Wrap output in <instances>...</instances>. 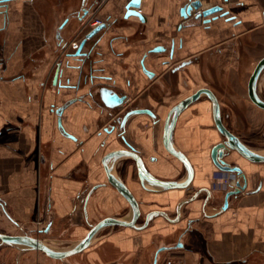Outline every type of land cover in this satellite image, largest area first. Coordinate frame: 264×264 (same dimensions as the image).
<instances>
[{"label":"crops","instance_id":"crops-1","mask_svg":"<svg viewBox=\"0 0 264 264\" xmlns=\"http://www.w3.org/2000/svg\"><path fill=\"white\" fill-rule=\"evenodd\" d=\"M129 1L0 0V199L5 203V210L0 206L1 222L24 226L34 221V217H75L81 191L102 179L101 166H93L95 158L92 156L101 137L87 141L85 130L90 121L98 118L99 109L91 110L85 103H76L64 110L63 124L84 139L78 146L62 133L55 112L58 104L78 92L70 91L66 85L57 91L52 87V91L47 85L49 77L46 76L52 63H56L55 53L60 42L73 32L72 20H68L70 14L85 8L96 9L98 15L110 23L103 36L93 43L95 59L89 75L91 78L93 75L113 76L121 79L125 86L141 87L147 83L134 64L143 54V46L148 49L160 44L171 45L181 38L186 48L180 50V56H200L203 51V54L214 51L213 56L218 59L233 56L230 52L241 46L253 64L264 57V0H231L229 3L200 0L203 8L218 5L231 9L233 18L226 20L228 15L224 16L213 23L211 30H206L208 25L180 29L184 20L181 9L191 0H141L136 10L141 9L143 21L137 16L125 18ZM210 45L213 46L208 48ZM84 51H88L87 46ZM68 59L64 71L67 75L73 69V59ZM210 59L206 57L205 61ZM88 69L84 63L82 84L86 82L84 76ZM125 77L132 80L136 77V80L129 84L123 80ZM85 89L82 87L79 93L86 92ZM258 90L264 95V71ZM55 92L64 96L63 101L55 99ZM250 104L260 112L259 118L255 122L245 112L241 119L250 124L255 122L254 128L258 130L264 124V110L251 101ZM234 116L237 125L236 112ZM133 133L135 143L143 150L147 138ZM159 153L161 159L165 158L163 152ZM101 156L100 160L104 157ZM257 164L246 166L245 170L250 176L251 188L256 186L259 172L262 181L259 192L240 199L235 211L206 221L204 226L208 231L197 234L201 246L196 248L197 238L188 235L193 246L173 254L181 260L187 259V264H264V162ZM160 174L174 176L175 173L164 168ZM136 195L141 199L149 198V193L141 190H137ZM115 197L118 196L112 189L99 188L87 204L88 217L96 214V206L105 210L101 217H115L119 207L125 205V201L113 202ZM96 200L99 201L95 203ZM186 222L183 220L180 225L185 226ZM162 227L167 228L166 237L172 226L160 217L145 230L119 227L105 235L97 233L89 247L76 254L77 262L67 264H153L157 251L153 238ZM85 235H77L75 245ZM170 239L175 240L174 244L179 237L174 234ZM56 260L40 251L34 257L27 255L20 264H60ZM158 264L165 263L159 260Z\"/></svg>","mask_w":264,"mask_h":264},{"label":"flooded vegetation","instance_id":"flooded-vegetation-1","mask_svg":"<svg viewBox=\"0 0 264 264\" xmlns=\"http://www.w3.org/2000/svg\"><path fill=\"white\" fill-rule=\"evenodd\" d=\"M224 12L227 13L222 14ZM222 13H220L221 16L218 17L216 21L223 19L226 15H228L226 20L233 18L231 9L228 7H226ZM68 20H72L73 35H70L68 38H63L60 42L58 49L60 53L58 54V60L55 63L54 71L50 78V84L56 91L57 88L62 90L65 88V85L70 91H77L78 93L74 94L72 97L77 99L73 104L85 103L91 110L99 109L98 118L90 121V124L85 127L86 133L88 134L87 141H93L101 137V142L98 144L92 156L96 161L100 151H104L101 157L112 151L120 152L113 167V173L138 201L140 213L138 215L137 224H143L149 213L157 212L151 216L152 219H150L148 226L144 229H140V231L150 227L153 220L156 217H160L164 219L165 223L172 226L167 233L168 239L170 240L167 246L173 247L175 244L177 245L179 241L183 243L182 248L178 247L161 251L162 253H166V255L160 258V262L171 264L172 261H168V258H178L173 254L176 250L184 249L187 251V249L190 248V246H187L184 242V236L186 234L194 230L200 231L201 228L207 232L208 229L204 226L206 221H210L215 217H221L229 211H232L237 201L244 196L256 194L261 189L262 181L259 172L255 171L258 172V182L256 186L251 188L250 176L245 170L246 166H256L259 162L249 161L234 151L224 149V154L220 160H223L225 164L230 166L240 167L244 173V178L236 171L222 170L215 162L213 157L214 147L218 143H225L227 141L222 127L233 136L237 137L244 145L251 149L255 148L253 145L251 146L248 144V136L242 134L236 127L234 122V107L227 110L225 104L211 86L207 88L213 92L218 100L220 123L216 121L213 114V100L207 95H202L194 100L180 112L175 120H173L172 111L174 108L197 90L206 87H199L183 95V91H187L188 88L190 73L194 75V72L188 70V67L197 63L199 70L196 76L203 77V64L206 57L214 58V51L206 54H203V51L202 54L198 56L197 60H194V64L179 67L184 61L195 57L194 55L188 57L185 55L180 56V50L186 48L184 38H181V41L178 43L174 40L171 45L160 44L164 46L165 49L163 51H158V54H154L155 51H149L151 48L145 49L143 46V54L136 59L134 64L139 74L142 75L147 83L141 87L125 86L121 79H116L113 76L103 77L93 75L91 78L89 75L90 67H92V62L95 59L92 47L93 43L103 36L106 29L110 26V23L98 15V10H90L88 8L81 10L79 13L70 14ZM183 23L184 20L180 25L182 26ZM103 24L105 26L92 38L87 39L85 45L80 48L82 41L86 39L87 35L96 27ZM213 26V23L209 24L206 26V30H211ZM182 28H184V26L180 29ZM77 32H80L79 36H75ZM59 35H61L60 32ZM74 39L79 40L77 49H60L62 43L68 44ZM86 46L88 47V51L85 52L84 49ZM212 46L213 45H210L208 48ZM140 49H142V47H140ZM78 50H80L79 54H77ZM68 58L73 59V69L71 74L67 75L64 71L68 65ZM84 63L89 69L84 76L86 82L82 84L81 77L84 75L82 72V65ZM122 66L127 67L126 64ZM208 72L213 76L217 70L209 68ZM56 73H58V77L54 82ZM123 80L131 84L133 80H136V77H133V80L132 77H125ZM82 87L86 88V92L79 93ZM106 89L111 90V92L116 93L122 98L118 105L109 107L105 104L103 92ZM261 97L264 99V95H261ZM133 110H150L153 115L147 112L127 115ZM142 117L143 119L140 120ZM244 123L246 129L250 133L249 138H258L264 143V124L260 129L252 130V127H250L246 121ZM64 128L71 135L68 136L71 141L77 143L78 146L83 144L82 142L84 139L77 133L67 128L65 125ZM133 132H136L137 134L135 133V135L140 138H147L148 143L147 146H144L143 150H140L139 146L135 143ZM165 137L169 138L173 146L184 154L192 167V179L189 185L184 188H164L161 185L146 180L139 170V165L141 163L146 170L159 181L176 183L186 182L189 175L188 165L167 151L164 145ZM132 152L138 154L140 158L139 161L138 159L130 157ZM159 152H164L165 158L161 159L157 154ZM101 160L100 165H97L98 167L102 166ZM150 165H153L154 170ZM164 168L174 171V176H170L171 174L161 175L160 171ZM198 172H201V174L199 173L198 175ZM244 184L245 188L242 189ZM91 187L86 186L81 191H85V197ZM106 187L112 189L118 196L114 198L113 202H126L124 206L119 207L118 214L115 217L120 219L129 217L127 219H130L133 216V209L126 195L111 184H106L100 188ZM137 190H141L143 193H149V198L146 200L141 199L136 195ZM174 190H176V192H174ZM94 193L88 198L87 202L85 201L86 207ZM226 202L227 206L224 208ZM84 213L86 216L88 215L86 209ZM183 220H187L185 226L180 225ZM93 224H88L86 233ZM119 227L121 226H108L100 231L104 232L108 229L103 233L105 235L110 232V229L115 231V229ZM38 233H44V229H39ZM174 234L178 235L179 240L173 244L170 236ZM167 255H169V257ZM75 256L77 255L75 254L68 257L69 261L76 263L77 258H75ZM57 260L60 264H65L62 262V259ZM158 260L159 259H157V261ZM183 261L184 264H187V259L184 258ZM181 262L180 260V263ZM79 264L83 263L80 262ZM156 264H158V262Z\"/></svg>","mask_w":264,"mask_h":264},{"label":"water","instance_id":"water-1","mask_svg":"<svg viewBox=\"0 0 264 264\" xmlns=\"http://www.w3.org/2000/svg\"><path fill=\"white\" fill-rule=\"evenodd\" d=\"M228 0H224L226 3ZM141 4V0H130L126 5V14L125 18H129L130 16H137L141 21L144 20V17L140 14L136 8H139ZM200 7H202V3L200 0H191L188 4L182 7L181 9V15L184 18V23L182 26L188 27V26H204L212 24L216 21L218 17L221 16L220 13L226 8L225 6H213L210 8H207L203 10L201 13H198L197 15H193V12L198 10ZM227 12H224L222 14H226ZM220 14V15H219ZM105 25H100L96 27L93 31H91L86 39H84L81 43L82 48L85 45V42L87 39L92 38L98 31H100ZM181 26V25H180ZM181 26V27H182ZM180 27V28H181ZM165 49L164 46H156L154 48H151L149 51H163ZM80 50L77 51V54H79ZM198 56L193 57V59H188L181 63L180 66L184 65H191L194 64L197 60ZM264 71V57L259 59L252 69L250 70V74L247 78L246 86H247V96L249 100L256 105L258 108L264 110V99L261 97L258 85L259 80L262 72ZM58 72V71H57ZM58 73L55 74L54 82L57 80ZM202 95H207L213 100L214 103V110L213 114L216 118V121L220 123L219 119V105L218 100L216 96L213 94V92L207 88L203 87L199 90H197L195 93L190 95L188 98L180 102L174 110L172 111L173 120H175L180 112L186 108L190 103H192L194 100L198 99ZM103 100L105 101V104L109 107H114L118 105L122 98L119 97L116 93L111 92V90L106 89L103 92ZM77 99L72 98L65 102H61L56 106V114L58 115V126L61 129L62 133H64L66 136H71L64 128L62 115L64 113V110L72 105ZM141 112H147L151 115L153 113L150 110H133L129 112L127 115H131L133 113H141ZM222 125V124H221ZM222 130L224 131L227 141L225 143H218L213 150V157L215 162L220 166L222 170L227 171H236L238 172L242 178H244V173L242 169L238 166H230L228 164H225L223 160H220L221 157L224 154V149L231 150L236 152L237 154L241 155L243 158L252 161V162H264V154H261L248 146L244 145L237 137L233 136L230 132L225 130L222 127ZM164 145L167 149V151L178 158L180 161H184L188 165L189 169V175L188 179L185 183H176V182H162L157 180L152 174H150L146 168L143 166V164L140 163L139 170L142 174V176L148 180L149 182L158 184L163 186L167 189H180L184 188L185 186L189 185L192 176H193V170L192 167L187 160V158L184 156V154L181 151H178L172 144V141L169 138L164 139ZM120 152L118 151H112L104 155V157L101 160L102 166H101V181L98 184H95L93 187L90 188L88 193L85 197V191L82 192L80 197L78 198V206L84 207V210L86 209L85 203L87 202L88 198L92 195V193L96 192L100 187L111 184L113 186H116L121 192H123L126 195V198L129 200L132 209H133V216L130 219H120L117 217H105L101 220H99L97 223L91 225L89 231L86 233V235L73 247L65 249V250H56L53 247H51L48 243H46L45 240L36 238L28 233L18 235V234H8V233H2L0 232V247L6 246V247H20L25 251H43L45 252L49 257L53 259H66L72 255L78 254L82 251H84L86 248L89 247L91 244L92 239L95 237V235L105 227L111 226H121V227H130L137 230L144 229L148 226L150 219H152V215L157 212L149 213L148 217H146V220L143 224L138 225V215L140 213L138 201L135 199V197L128 191V189L125 187V185L118 180L114 173H113V167L117 161L118 154ZM130 157H133L135 159L140 160L138 154L131 153ZM245 188V184L242 186V189ZM229 195V194H228ZM86 201V202H85ZM5 203L2 202L0 199V206L5 210L4 207ZM227 202L224 205V208H226ZM170 219L169 217H166ZM173 221V220H172ZM190 228V227H189ZM51 229V223L47 225V227L44 229L45 233H48ZM182 248L183 243L182 241H179L177 245L175 244L173 247H170L169 245H162L157 251H156V257L154 258L153 264L157 263V255L161 251L173 249V248Z\"/></svg>","mask_w":264,"mask_h":264},{"label":"rangeland","instance_id":"rangeland-1","mask_svg":"<svg viewBox=\"0 0 264 264\" xmlns=\"http://www.w3.org/2000/svg\"><path fill=\"white\" fill-rule=\"evenodd\" d=\"M71 35H73V32L71 33ZM243 52H244L243 47L238 46L236 51L232 50V52H230V54H233V56L224 55L218 59L211 58L210 60L205 61L203 64L204 67L202 68L204 70L203 77L196 76L199 70V66L197 65V63L195 65L189 66L188 70L193 71L194 75L190 73L188 88H187V91L186 90L183 91V95L186 92H192L195 89L202 87V86L213 87L217 95L221 99V101L225 104L227 110H229L231 107H236V111H235L237 114L236 127L242 134L248 136V141H247L248 144H250L251 146L252 145L254 146L255 149L253 150H256L259 153H264V143H262V141H260V139L258 138H253V137L249 138L250 133L246 129V125L243 119H241V115L243 117L245 112H246V115L247 114L251 115L255 122L257 121V118H259L258 116H260L259 115L260 112L258 110H255L251 106L250 100L247 96L246 82L250 74V70L252 69L254 64L253 62L250 61L249 54H245V52L244 53ZM59 53L60 52L58 51L55 53L56 61L58 60ZM54 67H55V63H52V68L50 69L51 71L46 76V78L49 77V79H47V85L49 86V88L52 89V91H53V88L50 84V78L52 76ZM209 68H211L212 70H217V72L213 76H211L210 73L208 72ZM54 96L56 100L63 101L64 99V96L57 92L54 93ZM254 123L253 124L248 123L250 127H252V130L257 129V128H254L256 127L254 126ZM103 152L104 151H101L98 154L96 158L97 160L95 161L96 163H93V166L100 165V156L102 155ZM157 154L159 155V153ZM110 198H112V195H110ZM146 199H148V197L144 198V200ZM98 201L99 200H96L95 203H97ZM237 202L235 203V205L237 204ZM96 207L98 209V211L96 210V214H93V216H89V217L88 215L87 216L85 215L84 207L77 205L76 210H74V214H73V215H76L75 217L73 216L72 217H61V218L44 217V219H37L36 217H34L33 219L34 221H31L29 222V224H26V225L24 224V226L23 225L17 226L14 224L3 223L0 221V232L9 233V234H18V235L28 233L34 237L45 240L46 243H48L51 247H53L56 250H65L75 245L74 241L79 238L77 235L82 236L85 234L86 228L89 223L93 224L100 218H103L101 216L103 212H105L104 208H102V206H96ZM234 207L236 208V206ZM80 214H82V217L79 216ZM0 217H3V216L0 214ZM127 218L129 217H123V219H127ZM49 223H51V230L48 233H45V232L38 233L39 229H45ZM166 229L167 228L162 227L161 232H158V234L155 236L153 235L154 236L153 242L155 241L154 246L157 247V250L162 245H167L170 243V240L168 239V237L164 236ZM107 230L108 229H106L104 232H101L102 231L101 230L98 235H103V233H105ZM200 231H204V230L201 228ZM200 231L194 230L193 232H189L188 234L184 236V242L186 243L187 246H193L189 242L190 240L189 237L187 238L188 235H191V238H194V239L197 238V240L195 241L196 242L195 245L201 246L200 242L198 241V235H197ZM98 239H100V237H98ZM97 242L98 240H96V243ZM173 242H175V240H173ZM197 246L195 247L197 248ZM38 253H40V251H37V250L25 251L20 247L1 248L0 249V262H6L9 264L11 263L20 264V262H22L23 260H26L27 255L34 257V256H37ZM163 255L165 254L160 252L158 259L160 260V258L163 257ZM142 256H145V254L142 253ZM167 256L169 257V255ZM75 258H78V257L75 256ZM179 258L180 257L178 258L170 257V259L168 258V261L171 260L173 264H179L181 260ZM159 260L157 261L158 263H159ZM34 261H36V259H34ZM62 262L67 264L70 261H69V258H67V259H64ZM142 264H145V263L142 262Z\"/></svg>","mask_w":264,"mask_h":264},{"label":"built area","instance_id":"built-area-1","mask_svg":"<svg viewBox=\"0 0 264 264\" xmlns=\"http://www.w3.org/2000/svg\"><path fill=\"white\" fill-rule=\"evenodd\" d=\"M229 1H231V0H228L226 3H229ZM205 9H207V8L200 7L198 10L193 12V15H197L198 13H201ZM138 11L141 12V9H138ZM182 19H184V18L182 17ZM79 34H80V32H77V33H75V36H79ZM78 45H79V40L74 39L71 42H69L68 44L62 43V45L60 46V49H62V50H64V49L75 50L78 48Z\"/></svg>","mask_w":264,"mask_h":264}]
</instances>
